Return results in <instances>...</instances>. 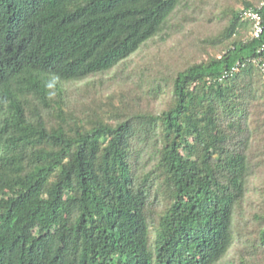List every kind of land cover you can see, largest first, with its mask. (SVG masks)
Masks as SVG:
<instances>
[{"label":"trees","instance_id":"16d2710c","mask_svg":"<svg viewBox=\"0 0 264 264\" xmlns=\"http://www.w3.org/2000/svg\"><path fill=\"white\" fill-rule=\"evenodd\" d=\"M261 1L0 0V264H264Z\"/></svg>","mask_w":264,"mask_h":264},{"label":"built area","instance_id":"2783aa9c","mask_svg":"<svg viewBox=\"0 0 264 264\" xmlns=\"http://www.w3.org/2000/svg\"><path fill=\"white\" fill-rule=\"evenodd\" d=\"M264 8V0H262L258 5L255 7L250 8H242L240 10L241 17L250 20L253 24L252 29L250 31L251 39H258L264 32L263 26V17H262V10ZM260 53V52H259ZM254 62L259 67L263 74L264 79V56H258ZM242 64L237 62L230 70L224 72V74L220 77L219 81L226 79L229 76L237 74L241 68Z\"/></svg>","mask_w":264,"mask_h":264},{"label":"rangeland","instance_id":"374dc122","mask_svg":"<svg viewBox=\"0 0 264 264\" xmlns=\"http://www.w3.org/2000/svg\"><path fill=\"white\" fill-rule=\"evenodd\" d=\"M156 52V51H155ZM137 62H139V63H144V56H142L141 57V55L140 56H136L135 57V62H134V64H137ZM109 79V78H108ZM106 88L109 90V91H113V86H112V83H108L107 85H106Z\"/></svg>","mask_w":264,"mask_h":264}]
</instances>
